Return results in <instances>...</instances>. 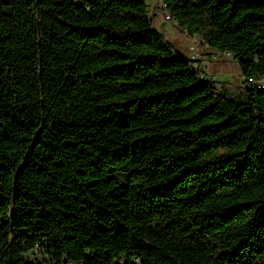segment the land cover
<instances>
[{
  "label": "trees",
  "instance_id": "16d2710c",
  "mask_svg": "<svg viewBox=\"0 0 264 264\" xmlns=\"http://www.w3.org/2000/svg\"><path fill=\"white\" fill-rule=\"evenodd\" d=\"M156 14L264 81V0H0V264H264V89Z\"/></svg>",
  "mask_w": 264,
  "mask_h": 264
},
{
  "label": "rangeland",
  "instance_id": "374dc122",
  "mask_svg": "<svg viewBox=\"0 0 264 264\" xmlns=\"http://www.w3.org/2000/svg\"><path fill=\"white\" fill-rule=\"evenodd\" d=\"M146 3L150 10H153L159 4V0H146ZM156 15L154 28L159 32H165L166 41L176 51L195 61V67L199 68L208 79L223 84L231 90L246 87L247 83H244L240 68L233 59L209 49L199 37L182 34L171 21L165 19V15ZM262 82L253 81L251 85Z\"/></svg>",
  "mask_w": 264,
  "mask_h": 264
},
{
  "label": "built area",
  "instance_id": "2783aa9c",
  "mask_svg": "<svg viewBox=\"0 0 264 264\" xmlns=\"http://www.w3.org/2000/svg\"><path fill=\"white\" fill-rule=\"evenodd\" d=\"M165 19H166V20H169V19H167L166 15H165ZM219 54H220V53H219ZM226 56H228V55H226ZM228 57L231 58V56H228ZM192 61H193V60H192ZM195 66H196V64H195ZM196 68H197V67H196ZM202 79L212 81L211 79H208V78L204 75L203 72H202ZM245 86H254V85H245ZM255 86H257V87H259V88H261V89H264V81H263L261 84H258V85H255Z\"/></svg>",
  "mask_w": 264,
  "mask_h": 264
},
{
  "label": "bare ground",
  "instance_id": "6f19581e",
  "mask_svg": "<svg viewBox=\"0 0 264 264\" xmlns=\"http://www.w3.org/2000/svg\"><path fill=\"white\" fill-rule=\"evenodd\" d=\"M161 8L165 10V5L161 4ZM166 17H167V19H169V16L168 15H166ZM253 81H255V80H253ZM253 81L252 80H249L246 85H248V84L251 85V83Z\"/></svg>",
  "mask_w": 264,
  "mask_h": 264
}]
</instances>
